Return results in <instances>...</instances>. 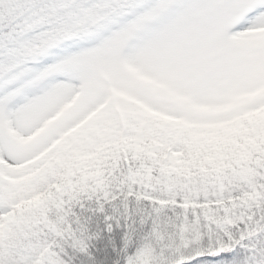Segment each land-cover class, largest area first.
<instances>
[{"label": "snow or ice", "instance_id": "6c2138e0", "mask_svg": "<svg viewBox=\"0 0 264 264\" xmlns=\"http://www.w3.org/2000/svg\"><path fill=\"white\" fill-rule=\"evenodd\" d=\"M0 264H264V0H0Z\"/></svg>", "mask_w": 264, "mask_h": 264}]
</instances>
